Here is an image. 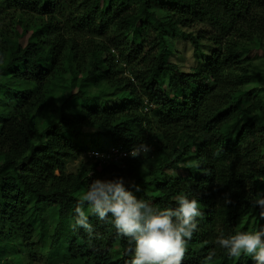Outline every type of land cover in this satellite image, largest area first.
Listing matches in <instances>:
<instances>
[{"label": "trees", "instance_id": "trees-1", "mask_svg": "<svg viewBox=\"0 0 264 264\" xmlns=\"http://www.w3.org/2000/svg\"><path fill=\"white\" fill-rule=\"evenodd\" d=\"M176 39L190 70L169 59ZM260 51L264 0H0V264L46 246L67 264H128L134 245L88 205L92 235L70 227L91 180L117 177L159 209L200 202L183 264L213 249L211 264H254L215 239L264 229ZM141 143L140 158L89 155Z\"/></svg>", "mask_w": 264, "mask_h": 264}, {"label": "clouds", "instance_id": "clouds-1", "mask_svg": "<svg viewBox=\"0 0 264 264\" xmlns=\"http://www.w3.org/2000/svg\"><path fill=\"white\" fill-rule=\"evenodd\" d=\"M147 143L134 146L129 155L140 158L151 153ZM136 190L138 186L133 184ZM176 207L159 209L148 201L138 198L126 185L123 177L114 179H93L87 190L78 199L75 216L70 227L82 228L90 236L93 227L89 223L85 205L99 220L110 222L119 236L128 239L129 251L133 253L128 264H183L188 252V242L198 231V217L202 216L200 202L190 199L186 193L174 197ZM225 204H231V193H224ZM253 207L262 209L264 216V193H257L252 200ZM109 218H111L109 220ZM215 244L226 250L229 257L246 255L254 264H264V229L236 231L225 236L221 232ZM215 250H211L204 264H211Z\"/></svg>", "mask_w": 264, "mask_h": 264}, {"label": "rangeland", "instance_id": "rangeland-1", "mask_svg": "<svg viewBox=\"0 0 264 264\" xmlns=\"http://www.w3.org/2000/svg\"><path fill=\"white\" fill-rule=\"evenodd\" d=\"M174 47V54H170L169 59L178 62L184 70L192 69V67L196 64V60L193 58L191 44L182 39H176V41H174ZM156 49L157 47L151 48V52L155 54ZM260 52L259 57L255 58L254 60L257 61L258 65L264 66V52ZM106 140L107 137L104 136H101L99 139L100 142H105ZM81 160H83V156L70 160L68 163V170L75 171L78 168ZM46 247L40 250L37 259L32 261L31 264H67L65 261L59 260L60 254L56 256V260H53L50 257L49 248ZM10 257L16 264H28L31 261L26 253L11 254Z\"/></svg>", "mask_w": 264, "mask_h": 264}, {"label": "built area", "instance_id": "built-area-1", "mask_svg": "<svg viewBox=\"0 0 264 264\" xmlns=\"http://www.w3.org/2000/svg\"><path fill=\"white\" fill-rule=\"evenodd\" d=\"M128 75L134 80L132 74ZM133 147H126L124 145H111L106 149H92L89 151V155L100 160L101 162L116 161L131 157L129 153Z\"/></svg>", "mask_w": 264, "mask_h": 264}]
</instances>
